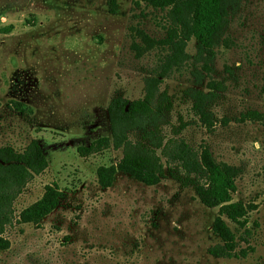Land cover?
Returning <instances> with one entry per match:
<instances>
[{
    "label": "rangeland",
    "instance_id": "rangeland-1",
    "mask_svg": "<svg viewBox=\"0 0 264 264\" xmlns=\"http://www.w3.org/2000/svg\"><path fill=\"white\" fill-rule=\"evenodd\" d=\"M170 3L0 0V148L21 152L36 140L47 160L13 202L0 264H264V0L228 7L210 59L191 38L157 85L151 135L128 133L155 150L162 176L117 170L123 152L111 144L86 157L76 151L111 139L112 98L142 99L145 81L159 77L178 35ZM194 91L213 94L207 124L192 111ZM167 140L238 169L231 202L244 206L249 233L221 217L235 257L207 253L222 244L212 232L218 207L199 202L194 185L203 179L167 164ZM45 193L58 204L38 221Z\"/></svg>",
    "mask_w": 264,
    "mask_h": 264
},
{
    "label": "trees",
    "instance_id": "trees-1",
    "mask_svg": "<svg viewBox=\"0 0 264 264\" xmlns=\"http://www.w3.org/2000/svg\"><path fill=\"white\" fill-rule=\"evenodd\" d=\"M236 1L171 0L168 19L178 29V35L169 44V53L159 77L145 81L142 99L128 101L120 96L112 98L106 107L111 139L99 138L88 146H79L76 148L77 153L86 157L111 144L112 148L122 149L123 152L117 170L130 174L162 176L163 168L155 150L131 143L127 135L133 130L151 135L147 127L157 115L152 108V101L161 77L183 62L186 57L184 49L191 38L197 40V53H205L207 59L212 57V48L218 44L227 23L228 7ZM212 97L213 94L210 93L192 92V111L203 124L211 120L206 104ZM156 109L159 112V109ZM160 147L161 143H157L156 148ZM162 154L168 165H177L184 173L203 179L204 184L194 185L199 202L207 208L218 207V216L213 221L212 232L220 238L222 244L209 247L207 253L215 258L235 257L232 253L233 245H229L233 243L232 234L221 217L236 224L244 233H249L244 206L241 202H231L238 169L226 164L215 165L200 160L196 152L183 141L167 140L162 147ZM46 167V157L36 140L30 141L21 152L8 146L0 148V234L5 226L11 223L15 198L27 182L43 172ZM57 204L55 196L51 197L45 193L36 203V219H43Z\"/></svg>",
    "mask_w": 264,
    "mask_h": 264
}]
</instances>
